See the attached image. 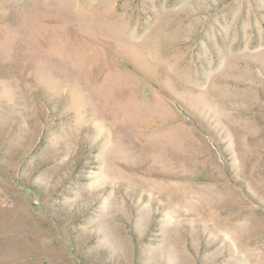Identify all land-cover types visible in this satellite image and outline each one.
Returning a JSON list of instances; mask_svg holds the SVG:
<instances>
[{"label":"rangeland","instance_id":"1","mask_svg":"<svg viewBox=\"0 0 264 264\" xmlns=\"http://www.w3.org/2000/svg\"><path fill=\"white\" fill-rule=\"evenodd\" d=\"M0 264H264V0H0Z\"/></svg>","mask_w":264,"mask_h":264},{"label":"bare ground","instance_id":"2","mask_svg":"<svg viewBox=\"0 0 264 264\" xmlns=\"http://www.w3.org/2000/svg\"><path fill=\"white\" fill-rule=\"evenodd\" d=\"M144 73H145L147 76H150V74L146 73L145 71H144Z\"/></svg>","mask_w":264,"mask_h":264}]
</instances>
